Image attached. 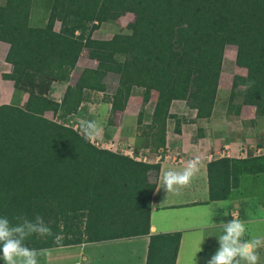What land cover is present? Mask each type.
<instances>
[{"label":"trees","instance_id":"trees-1","mask_svg":"<svg viewBox=\"0 0 264 264\" xmlns=\"http://www.w3.org/2000/svg\"><path fill=\"white\" fill-rule=\"evenodd\" d=\"M37 0H1L0 41L12 95L20 105L0 104V216L41 215L54 236H30L37 250L81 243L147 236L144 264H174L180 231L149 233V206L159 162H146L97 148L66 123L90 100L107 73L116 86L101 101L110 104L106 125L118 103L140 87L136 125H141L150 91L156 97L147 124L149 146L164 149L168 109L174 99L207 120L212 111L227 35L236 36L234 64L245 70L231 76L227 110L257 105L264 96V0H49L42 25H30ZM133 13L128 32L92 38L100 23ZM55 23L58 28L54 30ZM94 60L67 83L59 101L49 96L53 82H67L82 50ZM251 82V83H250ZM239 96V103L232 104ZM51 112L52 118L45 116ZM197 127L194 139L201 137ZM207 202L223 200L243 187L264 196V153L220 156L205 164ZM152 176L153 180H149ZM3 264V261H0Z\"/></svg>","mask_w":264,"mask_h":264},{"label":"crops","instance_id":"crops-1","mask_svg":"<svg viewBox=\"0 0 264 264\" xmlns=\"http://www.w3.org/2000/svg\"><path fill=\"white\" fill-rule=\"evenodd\" d=\"M30 16L31 13L29 14V18ZM116 21H118V19L114 20L113 22L115 23ZM108 23L110 22L100 23L98 29L96 30H104L106 28L105 26ZM36 26L40 25L38 24ZM57 28L58 24L54 30H56ZM91 37L95 38L93 36V32L91 33ZM7 46V43L0 41V51H2L3 53V58L7 50ZM223 58L224 57L222 55L216 92L219 87V78L221 77V73L224 68L227 69L228 67V63L225 62ZM108 74L109 73H107L103 78H105ZM4 82L8 84L7 80H2L0 83ZM9 82L11 84V81ZM66 84L67 82H53L51 85L49 96L53 100L59 101ZM8 85L0 84V88L2 86L7 87ZM10 88L12 89L11 85ZM103 92V90H96L94 92H91L90 100L81 103L79 106V110L80 107L84 105L85 110L92 111L94 115L93 120L98 121L99 125L101 126V131H103L104 126H106V120L110 108L109 103L101 101V97L105 96L101 94ZM132 92L133 87L127 100L124 102L125 106L129 103ZM97 94H100V96H97ZM97 97L99 99H97ZM155 97L156 91L151 90L149 100L144 105L145 110L147 109V107H149L150 113L154 104ZM8 102L9 101L2 103ZM138 109L139 108L137 107V110L134 111L135 115L137 114ZM224 109H226V107H224ZM224 109L218 111V108L216 106V95L211 115L207 120L195 118V110L188 108L183 100L174 99L170 102L169 105L168 111L171 114L176 115V117L179 119V129L177 132L175 131L173 125L174 121L172 118L166 119L164 149L159 150L161 151L159 155H164L166 157L158 161L159 171L156 177V186L150 198L149 233L153 234L159 232L180 231V239L174 264H178L181 251L183 250V245L187 241H189V245L191 243H198L197 239H200L202 237L201 240L203 241L202 243H204L205 229H220L219 224L224 220H228L229 215L231 217L235 216L233 213L234 211H232L233 209L236 210L237 214H242V219L241 216L240 219L246 221L247 225H249V220L254 215H257L259 217V212L264 214V196L248 195V192L244 190L243 187L232 189L230 196L227 199L213 200L205 203L208 198L205 173V164L207 161L220 156L246 157L249 155L264 153V147H261L264 144V125L255 117V106L241 105L238 109V113L235 115L233 114L234 117H230L228 114H226V111ZM78 111L73 114V116L76 115ZM117 111L122 112L123 109L121 110L117 108L115 110L114 117L117 115ZM244 113H247L248 115L244 117ZM258 116L260 117V120H262V117L264 115ZM168 120H170L171 122ZM197 127L201 128L202 135L201 137H197L194 139V134ZM118 131H120V128L115 129V132ZM112 136V139H115L114 133ZM122 140L123 141H121L120 139V142L126 141V138ZM255 149H259L260 151L258 153H255ZM177 155L180 156V161L173 162L172 156ZM193 157H199L201 163L198 172L195 174L191 183L187 187L179 188L177 191L170 193L164 192L163 189L157 191L162 170H179L189 159ZM147 160H149V162H156L155 159L151 160L150 158H148ZM209 224H215L216 227H207V225ZM195 232L200 235L198 238V235L194 234ZM144 237L146 240L142 249V258L140 262L141 264H144L146 252L147 236ZM83 244L86 243H81L75 246H80ZM73 246L74 245L66 247L71 248ZM196 247H198V245H196ZM51 249L55 248L42 249L40 251L46 252L47 250ZM191 249L192 247L189 249L188 253L192 252ZM41 263L49 264L48 262H46V259L41 260ZM132 263L133 262L131 261V264ZM73 264H79V262H75Z\"/></svg>","mask_w":264,"mask_h":264},{"label":"rangeland","instance_id":"rangeland-1","mask_svg":"<svg viewBox=\"0 0 264 264\" xmlns=\"http://www.w3.org/2000/svg\"><path fill=\"white\" fill-rule=\"evenodd\" d=\"M48 3L49 0H37V3H34L32 5L30 9L31 16L29 18L30 25L43 24L47 15ZM133 18L134 14L126 13L117 18L118 21H116L115 23L113 21L108 23L105 26L106 28L104 30L101 29L93 31V36L97 39H107L114 33L128 32V30L125 28V24L132 21ZM57 24L58 23H55L54 29L55 27H57ZM236 42V36L234 35H227L225 38L223 59L228 63V67L227 69H223L221 77L219 78V87L216 92V106L218 108V111L224 109V107H226V103L228 102L231 76L233 74H239L241 76V79H243L245 74V70L241 67H236L233 61ZM2 54V51H0V82L2 80H7L3 79L1 77V74L10 71V65L5 63ZM95 63L96 62L94 60L87 58L86 51L83 49L80 52L76 64L69 75V80L67 81V83H73L78 75V72H80L83 67L93 68L95 66ZM7 81L8 84H10V80ZM116 81L117 75L114 73H109L105 78L102 79V83L98 90H103L104 92L101 94L108 96L113 92ZM0 84L8 85L6 82ZM10 85H8L7 87L2 86L0 88V104L2 102L13 100L21 105L25 100L26 95L24 93H17L12 95V89L10 88ZM141 90L142 88L140 87H133V92L129 103L126 106L124 105V103H118V109H123V111H117V115L113 117V124L104 126L103 131H101L100 126L101 132H99L98 136H100L102 140L107 141L108 139H112V135L114 133V138L116 140H113L119 143L129 144L131 145L134 154L139 152L142 156H145L146 159L150 158L151 160H153V156L159 155L161 151L154 150L149 146V138L146 133L147 124L150 120L149 107H147L146 110L143 108L144 111L142 114L141 125H136V115L134 111L137 110V107L139 108L140 106L139 101ZM97 96H100V94H97ZM102 98L103 96L101 97V99ZM97 99L99 98L97 97ZM238 102L239 96L237 95L236 97H234L232 104H238ZM257 105L264 107V96L261 97V99H258ZM224 110L230 117H234L235 114L233 108H230L229 110H227L226 108ZM45 115L48 118L53 117L51 112H45ZM247 115V113L243 114L244 117H246ZM258 115L259 114L256 113V119H258L259 122L264 125V116L262 117V120H260V117ZM93 117L94 115L92 111L85 110L84 105H82L76 115L67 117L66 122H73L79 127L82 120H93ZM116 128H120V131L115 132ZM125 138L126 141L120 142V139L121 141H123L122 139ZM261 147H264V144ZM160 159H162V156L160 158L158 157L157 160L159 161ZM149 180H153V177L150 176ZM232 211H234L233 213L235 216H237L238 218H240L241 216L242 219V214H237L236 210L234 209ZM258 214L259 217L257 215H254L249 220V225H246L248 233L251 235H264V214L261 212H259ZM231 218L232 217L229 215L228 219ZM221 231V229L217 228L205 229L204 243H202V237L200 239H197L198 243H191L189 245V241H187L183 245V250L181 251L178 264H206V260L210 258V256L218 247L216 236H218ZM194 234L198 235L197 238L200 236L197 232H195ZM145 240L146 239L144 236H140L135 238H123L111 241L86 243L80 246L74 245L71 248L56 247L55 249L47 250L46 252L41 251V255L39 256V264H42L41 260L44 259H46V262H48L49 264H73L75 262H79V264H131V261L133 262L132 264H141L140 262L142 258V249L144 247L143 245L145 243ZM196 245H198V247H196ZM191 247L192 252L188 253ZM258 253L260 257L258 264H264V247L258 249Z\"/></svg>","mask_w":264,"mask_h":264},{"label":"clouds","instance_id":"clouds-1","mask_svg":"<svg viewBox=\"0 0 264 264\" xmlns=\"http://www.w3.org/2000/svg\"><path fill=\"white\" fill-rule=\"evenodd\" d=\"M79 132L86 141H91L99 135L100 125L96 120H82ZM200 163L199 157H193L179 170H162L157 191L163 189L170 193L187 187L198 172ZM14 220L15 222L7 216H0V261L3 264H39L41 251L29 247L27 240L30 236H54L53 242L56 245L63 239L62 235L53 234L39 214L31 218L20 214ZM246 225L247 222L237 216L221 222L219 228L222 231L216 236L218 247L206 260V264H258V249L264 247V235L249 234ZM207 227L216 225L209 224Z\"/></svg>","mask_w":264,"mask_h":264},{"label":"built area","instance_id":"built-area-1","mask_svg":"<svg viewBox=\"0 0 264 264\" xmlns=\"http://www.w3.org/2000/svg\"><path fill=\"white\" fill-rule=\"evenodd\" d=\"M67 124L69 126H71L73 129H75L77 132H79V127L75 123L69 121ZM90 143L93 144L97 148H102V149L109 150L111 152L120 153V154L126 155V156H128L132 159H135V160L149 162V160H147L145 158V156H142L139 152L134 154L133 149H132L131 145H129V144L119 143L113 139H108L107 141H104V140H102V138L100 136H97L96 138L91 140ZM259 151H260L259 149H255V153H258ZM161 156H162V159L166 157L164 155H161ZM161 156L160 155H154L153 159H155L157 162L158 157L160 158ZM172 161L173 162H179L180 156H178V155L172 156Z\"/></svg>","mask_w":264,"mask_h":264}]
</instances>
